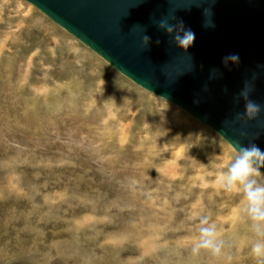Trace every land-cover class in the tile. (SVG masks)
<instances>
[{
    "label": "rangeland",
    "instance_id": "374dc122",
    "mask_svg": "<svg viewBox=\"0 0 264 264\" xmlns=\"http://www.w3.org/2000/svg\"><path fill=\"white\" fill-rule=\"evenodd\" d=\"M234 156L34 6L0 0V264H259L240 196L215 184ZM193 211L230 261L192 254Z\"/></svg>",
    "mask_w": 264,
    "mask_h": 264
},
{
    "label": "water",
    "instance_id": "95a60500",
    "mask_svg": "<svg viewBox=\"0 0 264 264\" xmlns=\"http://www.w3.org/2000/svg\"><path fill=\"white\" fill-rule=\"evenodd\" d=\"M22 1L123 77L187 113L232 148L254 142L264 149V113L243 126L233 120L244 110L243 100L236 104L233 97L253 72L257 79L251 98L264 103V68H258L264 65V0ZM206 8L214 27H204ZM163 17L172 24L182 21L195 33L187 51L157 27ZM144 35L150 37L146 48ZM229 54H238L239 63L223 64ZM213 70L217 75L210 79Z\"/></svg>",
    "mask_w": 264,
    "mask_h": 264
},
{
    "label": "clouds",
    "instance_id": "9594fccd",
    "mask_svg": "<svg viewBox=\"0 0 264 264\" xmlns=\"http://www.w3.org/2000/svg\"><path fill=\"white\" fill-rule=\"evenodd\" d=\"M203 15L205 16L204 27H214L211 9L206 8ZM156 23L160 30L172 36V43L182 51H187L194 43L195 33L191 29H186L182 21L172 24L163 17ZM149 41L150 37L144 35L142 43L145 48ZM222 63L238 64L239 56L229 54L223 58ZM258 68H264V65H258ZM216 75V71L213 70L210 79L215 78ZM256 79L257 75L253 72L251 78L245 81L241 91L233 97V102L236 104H239L241 100L244 102L243 112H238L233 117L234 122L242 126L256 121L261 113H264V103L251 98ZM233 149L234 159H231L218 173L215 184L218 190L240 196L234 210L236 217L248 223L253 236L250 254L259 264H264V173L261 172V168H264V149L254 142L248 144L238 142ZM196 207L193 205L194 209ZM192 218L198 221L195 225L197 234L192 241V254L198 255L203 250L214 258H225L230 261L231 256H225L224 253L225 240L217 224L211 220V214L202 215L200 211H193Z\"/></svg>",
    "mask_w": 264,
    "mask_h": 264
},
{
    "label": "bare ground",
    "instance_id": "6f19581e",
    "mask_svg": "<svg viewBox=\"0 0 264 264\" xmlns=\"http://www.w3.org/2000/svg\"><path fill=\"white\" fill-rule=\"evenodd\" d=\"M88 48V47H87ZM196 120V119H195Z\"/></svg>",
    "mask_w": 264,
    "mask_h": 264
}]
</instances>
